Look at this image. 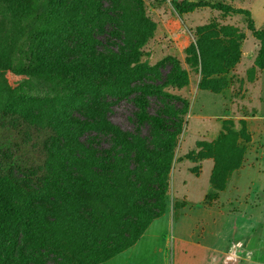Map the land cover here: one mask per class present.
Returning a JSON list of instances; mask_svg holds the SVG:
<instances>
[{
    "label": "rangeland",
    "instance_id": "rangeland-1",
    "mask_svg": "<svg viewBox=\"0 0 264 264\" xmlns=\"http://www.w3.org/2000/svg\"><path fill=\"white\" fill-rule=\"evenodd\" d=\"M43 3L50 7L40 15L33 8ZM85 4L93 7L92 18L86 20L77 16ZM97 13L105 16L104 29L94 25ZM70 19L72 27L67 25ZM108 19L128 40H143L139 57L146 70L129 77L127 85L142 79L161 84L178 68L186 72L187 84L163 91L174 96L169 101L175 106L185 99L189 108L180 116L182 131L175 139L163 214L137 242L101 264H264V38L253 32V26L264 30V0H0V52L25 69L21 74L0 69V180L12 173L21 178L19 170L35 173L46 158L43 143L58 145V136L70 126L71 140L101 134L98 148L111 142L120 148L106 129L83 130L78 122L93 123L80 107L82 100L99 97L85 88L91 81L96 84L95 56L118 49L95 43V38L108 37L105 27L113 25ZM84 37L90 42L86 47ZM63 68L73 76L56 72ZM128 91L108 105L106 119L115 133L148 138L149 125L135 121L137 106L129 100L139 91ZM143 95L150 102L146 112L154 114L160 100ZM101 97L107 99V92ZM46 102L59 103L64 114L50 110L33 123L25 119L24 105L42 107ZM200 141L217 142L212 153L219 154L224 166L239 165L218 194L211 184L215 158L195 159L192 154ZM134 153L129 167L150 170L148 157ZM205 161H210V170ZM133 178L121 177L91 200L105 220V240L134 232V189L128 187ZM151 178L150 173L138 174V180ZM112 186V191L120 189L117 198L106 192ZM17 220L5 214L0 202V264H66L61 254L28 240V221Z\"/></svg>",
    "mask_w": 264,
    "mask_h": 264
},
{
    "label": "trees",
    "instance_id": "trees-1",
    "mask_svg": "<svg viewBox=\"0 0 264 264\" xmlns=\"http://www.w3.org/2000/svg\"><path fill=\"white\" fill-rule=\"evenodd\" d=\"M87 5L85 4L77 14L84 20L88 15L92 18L90 10L93 7L89 10ZM49 7L48 3H43L33 10L44 15L49 11ZM93 17L96 18L94 24L97 25L96 28L104 29L105 16L97 13ZM72 20L70 19L67 25L72 27ZM108 22L113 24L108 29L105 27L108 37L105 38V41L95 38V43H100L103 46L115 44L118 49L98 52V55L95 56L97 64H94V71L99 72L96 84L91 81L85 88L90 87L98 93L99 97L82 100L80 107L89 113L93 123L84 122L85 125H83L82 122H78L83 130L88 129V126L96 127L99 130L106 129L110 141L117 139L122 144H120V148L116 149L112 142L106 148H98V136L101 134L88 135L83 140L76 138L71 140L72 132L70 131L73 130V126H70V131L68 129L67 134L61 136L62 138L58 136V145L47 146L45 142L43 143L41 152L45 153L46 158L35 173L26 175L22 170H19L23 174L21 178L12 173L0 180V202L5 214L15 217L16 220L19 217V219L28 221L27 239L40 249H49L61 254L65 258L66 264H72L74 261L77 264H101L114 258L125 248L137 242L152 220L163 214L164 196L167 193L173 164V151L176 146L175 139L182 131L180 116L186 113L189 108V102L185 99L178 100L180 105L175 106L173 102L169 101L174 96L163 91L168 86L182 88L187 84L186 72L178 68L173 70L172 76H169L161 84L142 79L134 85H127L129 77L141 74L146 70L145 63H142L139 57L143 40H128L126 34L124 36L121 34L117 24L113 23L111 19H108ZM253 32L258 38H264V30L253 26ZM128 43L132 44L129 49ZM89 44L88 38L84 37L82 45L86 47ZM198 49L202 57L201 48ZM93 54L96 53L93 52ZM0 69H9L18 74L25 71L19 62L6 57L4 52H0ZM56 72L73 76L71 74L73 71H68L66 68L56 70ZM70 86L72 91L75 85L71 83ZM128 90L130 93L139 91L135 97H131L129 100L137 106L134 111L135 121L137 123L146 122L149 125L150 136L148 138L137 133H125L120 130L115 133V127L106 119L108 105L116 97H125L129 93ZM104 92H107V99L101 97ZM145 92L155 95L161 102L154 114L146 112L150 107V102L143 95ZM163 99L168 100L163 101ZM28 101L35 102V100ZM41 106L24 105L22 112L26 115L25 119L33 123L34 118L45 115L50 110L57 114H64L59 103L46 102ZM90 112L95 116H92ZM36 133L39 138L38 129ZM222 137L224 134L221 135ZM223 139H219L217 142H221ZM59 142H64V144ZM217 142L211 144L200 141L197 144V152L192 153L195 159L215 158L211 184L216 194L225 189V180L232 171L239 167L237 164L231 166L232 168L224 166L219 154L212 153ZM145 143L149 146L151 144L152 148H147ZM207 150L208 152L205 153ZM137 151L144 154L146 158L148 157L151 165L150 170H146L147 168L142 170L138 165L134 168L129 167L135 156V153H132L136 152L138 155ZM147 173L152 175L151 179L138 180V174L146 175ZM126 175L134 176V180H128L130 182L128 187L132 185L135 197L134 207L137 220L133 224L134 232L130 231L127 236L118 240H105L102 235V229L106 224L105 220L95 210L91 200L98 190H106L109 185ZM112 189L113 186L106 191L109 198L114 196L117 198L120 189L117 191H112ZM16 196L19 197L15 201ZM128 216L126 214L122 217V223L124 220H128ZM108 242L111 244L107 245ZM113 247L114 250H112Z\"/></svg>",
    "mask_w": 264,
    "mask_h": 264
},
{
    "label": "crops",
    "instance_id": "crops-1",
    "mask_svg": "<svg viewBox=\"0 0 264 264\" xmlns=\"http://www.w3.org/2000/svg\"><path fill=\"white\" fill-rule=\"evenodd\" d=\"M206 164H208V170H210V167H211V165H210V161H205V163H204V165L206 166ZM184 242V241H183ZM189 245H195L196 246V244L195 243H190ZM203 247V246H202Z\"/></svg>",
    "mask_w": 264,
    "mask_h": 264
}]
</instances>
